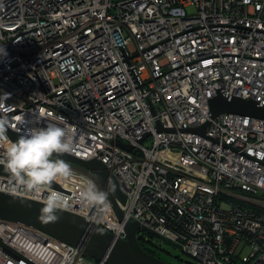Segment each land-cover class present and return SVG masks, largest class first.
Instances as JSON below:
<instances>
[{
	"label": "built area",
	"instance_id": "built-area-1",
	"mask_svg": "<svg viewBox=\"0 0 264 264\" xmlns=\"http://www.w3.org/2000/svg\"><path fill=\"white\" fill-rule=\"evenodd\" d=\"M0 46L5 127L63 117L71 155L100 161L123 217L108 199L82 204L81 181L96 178L67 161L59 189L0 175V191L41 203L55 192L60 209L119 239L138 222L157 234L137 229L140 246L162 253L166 241L185 264L264 263V119L209 108L218 92L264 106V0H0ZM0 240L19 255L0 246V264H106L10 221Z\"/></svg>",
	"mask_w": 264,
	"mask_h": 264
},
{
	"label": "water",
	"instance_id": "water-1",
	"mask_svg": "<svg viewBox=\"0 0 264 264\" xmlns=\"http://www.w3.org/2000/svg\"><path fill=\"white\" fill-rule=\"evenodd\" d=\"M209 108L211 118L223 112H232L264 119V106L258 105L254 100L226 96L221 92L210 99ZM207 125L208 122L197 130L202 131ZM157 129H161L160 126ZM5 133L13 142L19 136L8 128H6ZM116 143L128 151L132 150L130 144L120 141H116ZM60 158L90 171L95 176L99 187L108 193L107 199L118 220H122V212L117 201L124 203L125 196L119 191L115 180L100 161L97 159L85 160L71 154H63ZM0 175L11 177L2 166H0ZM50 186L59 189L55 182ZM44 206L45 203L0 191V220L41 230L64 244L80 247L87 258L97 261L104 260L106 264H168L149 254L140 246L135 238V231L144 227L138 222L125 223V239H119L107 230L93 227L84 217L60 208L56 212L57 219L54 221L48 220L43 212ZM145 230L157 236L153 231ZM0 246L12 255L19 257L15 251L4 245L1 240Z\"/></svg>",
	"mask_w": 264,
	"mask_h": 264
},
{
	"label": "clouds",
	"instance_id": "clouds-1",
	"mask_svg": "<svg viewBox=\"0 0 264 264\" xmlns=\"http://www.w3.org/2000/svg\"><path fill=\"white\" fill-rule=\"evenodd\" d=\"M6 55L0 46V57ZM58 119L63 126L49 123L41 127L40 120H34L30 126L23 128L14 142H8L5 136L7 121H0V141L7 143L6 150L0 156V166L28 189L40 190L73 176L69 164L60 157L75 151L76 132L63 117ZM79 142L83 144V136L79 137ZM107 197L108 193L101 190L95 181L88 178L81 181L79 200L82 204L94 207L106 203ZM61 203V198L55 192L47 197L43 212L48 220L57 219L56 212Z\"/></svg>",
	"mask_w": 264,
	"mask_h": 264
},
{
	"label": "rangeland",
	"instance_id": "rangeland-1",
	"mask_svg": "<svg viewBox=\"0 0 264 264\" xmlns=\"http://www.w3.org/2000/svg\"><path fill=\"white\" fill-rule=\"evenodd\" d=\"M162 247H164L165 252H162L161 256L164 258V260H167L171 264H185L184 261L189 260L187 255L181 253L178 249L174 248L166 241L162 243ZM243 253L247 254L248 251L245 250Z\"/></svg>",
	"mask_w": 264,
	"mask_h": 264
},
{
	"label": "trees",
	"instance_id": "trees-1",
	"mask_svg": "<svg viewBox=\"0 0 264 264\" xmlns=\"http://www.w3.org/2000/svg\"><path fill=\"white\" fill-rule=\"evenodd\" d=\"M141 246H142V248H143L146 252H148L149 254H151V255H153V256H156V257L160 258L161 260L165 261V262L168 263V264H171V263L168 262L167 260H164V258L161 256V253H160V252H157V251L155 250L154 247L147 246V245H145V244H143V243H141Z\"/></svg>",
	"mask_w": 264,
	"mask_h": 264
}]
</instances>
